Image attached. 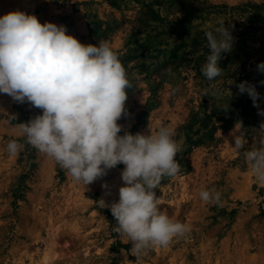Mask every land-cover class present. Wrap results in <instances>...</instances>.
<instances>
[{
  "label": "rangeland",
  "instance_id": "1",
  "mask_svg": "<svg viewBox=\"0 0 264 264\" xmlns=\"http://www.w3.org/2000/svg\"><path fill=\"white\" fill-rule=\"evenodd\" d=\"M15 10L65 25L81 43L107 41L118 54L132 84L118 123L132 134L173 129L180 172L156 195L160 210L191 230L129 255L110 209L95 202L118 201L124 165L90 185L75 181L19 134L16 125L42 110L0 93V264H264V184L230 135L243 134L246 150L264 147V116L237 88L255 85L264 109V0H0V16ZM221 22L233 46L222 53V75L208 81L205 33ZM11 140L24 145L15 156ZM202 189L219 192L221 203L202 201Z\"/></svg>",
  "mask_w": 264,
  "mask_h": 264
},
{
  "label": "clouds",
  "instance_id": "2",
  "mask_svg": "<svg viewBox=\"0 0 264 264\" xmlns=\"http://www.w3.org/2000/svg\"><path fill=\"white\" fill-rule=\"evenodd\" d=\"M205 36L210 52L201 72L213 81L224 71L219 62L222 53L232 50L233 36L224 22ZM257 70L264 73V62ZM129 88L132 84L126 69L107 41L81 43L68 34L65 25L41 23L34 14L20 10L0 16V93L42 110L27 123L16 125L19 134L84 186L124 165L118 201L108 204L101 198L95 202L110 209L116 221L113 231L127 238L131 244L127 252L139 258L152 247L169 246L191 229L162 212L156 195L165 177L180 172L176 156L182 150L173 129L161 125L155 133L150 129L147 135L132 134L118 123L127 115ZM237 88L240 94L249 95L258 114L264 116L255 85L244 81ZM204 94L208 95L207 89ZM258 131L264 135V122ZM230 135L234 139L232 148L242 152L256 180L264 184V147L246 150L243 134L233 129ZM23 147L11 140L6 150L15 156ZM102 188L105 195L111 194L107 183ZM199 195L206 203H221L220 193L214 190L202 189Z\"/></svg>",
  "mask_w": 264,
  "mask_h": 264
}]
</instances>
